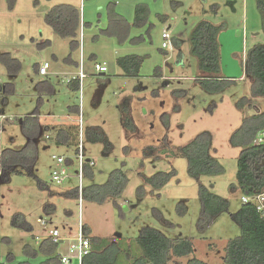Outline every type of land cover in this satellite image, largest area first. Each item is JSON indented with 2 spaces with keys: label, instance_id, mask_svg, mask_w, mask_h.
<instances>
[{
  "label": "rangeland",
  "instance_id": "1",
  "mask_svg": "<svg viewBox=\"0 0 264 264\" xmlns=\"http://www.w3.org/2000/svg\"><path fill=\"white\" fill-rule=\"evenodd\" d=\"M110 3L129 23L134 6L147 4V26L132 27L124 42L107 37ZM58 4L74 5L80 12L83 36L77 48L72 49L71 39L57 37L44 23L47 12ZM158 14L166 21L158 20ZM201 20L222 26L218 34L220 77L232 82L219 93L203 90L196 81L199 71L189 36ZM263 25L264 15L255 0H0V56L8 54L19 63L18 72L11 75L0 61V152L26 144L19 127L24 117L37 112L42 126L64 127L77 124L79 113L69 108H79L83 133L98 127L109 143L92 144L83 138L85 158L95 164L92 179L84 178V184H104L116 169L127 178L115 203L82 199L79 207L78 198L63 195L74 182H51L52 156L74 160L77 147L57 146L52 133H42L35 140L37 159L32 175L15 174L8 182L0 178V263H42L43 256L28 258L25 249H36L54 229L65 243H72L81 222L92 236L125 246L135 242L142 228L152 227L168 238L191 240L195 258L223 264L227 242L241 235L230 217L242 204L240 190L230 189L237 186L240 152L231 146L230 136L244 118L257 109L264 111V97L251 95L252 83L242 67L248 50L264 46ZM164 32L171 37L166 49L161 47ZM173 39L180 43L178 47L173 46ZM81 54L86 78L80 93L69 90L67 81L77 72ZM126 55L145 57L136 77L125 76L116 63ZM96 61L105 63L104 75L94 70ZM44 63L49 65V74L40 76L36 70ZM42 82L49 87L40 88ZM243 98L251 102L239 108L237 102ZM121 105L128 108L134 132L123 127ZM205 131L211 135V154L224 171L219 176H203L200 182L226 199L229 208L200 233L196 226L201 210L198 183L188 177L186 160L168 156ZM151 147L155 152L145 156L144 150ZM171 168L177 177L163 189L152 190L145 184L144 178ZM46 204L55 207L53 213L44 211ZM182 204L184 215L179 213ZM16 215L23 217L27 230L12 224ZM60 250L63 253L64 246ZM187 259L176 261L186 264Z\"/></svg>",
  "mask_w": 264,
  "mask_h": 264
},
{
  "label": "trees",
  "instance_id": "2",
  "mask_svg": "<svg viewBox=\"0 0 264 264\" xmlns=\"http://www.w3.org/2000/svg\"><path fill=\"white\" fill-rule=\"evenodd\" d=\"M87 1V0H86ZM155 1V0H153ZM257 10L264 15V0H255ZM133 21L129 23L122 15L115 11V4L107 7L108 27L104 34L109 38H116L124 42L129 37L130 29H141L147 26L150 9L147 4H137L133 9ZM157 19L166 21L164 15L158 14ZM44 23L59 38L71 39L72 49L80 46L81 15L78 9L71 5L60 4L52 7L44 17ZM264 26V25H263ZM221 25L201 20L191 30L189 41L191 54L197 61L198 79L196 80L203 90L209 93L223 91L229 83V78L220 77V53L218 34ZM78 39V40H77ZM139 40V39H136ZM140 41V40H139ZM138 41V42H139ZM172 44L178 47L180 43L173 39ZM0 61L5 63L11 75L19 70V63L9 57L1 55ZM145 57L138 55H126L118 57L116 63L127 77H136L142 67ZM244 74L252 83L251 95L264 97V46H254L246 52L242 65ZM38 73V71H37ZM158 73V72H157ZM46 82L39 84L43 88ZM73 90H77V83H69ZM10 85L8 91H10ZM5 88V87H4ZM247 98L237 102L239 108L250 104ZM70 108V112H78ZM123 127L128 132H134L135 126L129 116L126 105H121ZM165 116L167 125L168 116ZM19 127L26 138V144L19 149H5L0 152V178L8 182L12 175H32L37 159L35 140L43 133H53L52 140L57 146H76L77 125L64 127L42 126L39 123L37 112H34L20 120ZM264 129V111L257 112L242 120L241 125L230 136V144L240 148L237 157L236 181L237 186H231V191L237 188L242 195H256L264 192V145L254 144V139L260 130ZM48 139L51 137L45 136ZM83 138L88 143H109L103 131L98 127H90L84 130ZM211 135L202 132L194 137L186 145L171 151L168 157L182 158L187 163V175L198 183V198L200 201V214L197 219V229L205 232L213 220L222 213L228 211L229 203L226 199L214 194L206 186L201 184L203 176H219L224 169L220 162L211 154ZM155 152L154 148L144 150V155ZM92 169H85V179H92ZM177 177V171L171 168L167 172H157L144 178V182L152 190L163 189L172 179ZM127 184L125 173L116 169L110 172L104 184H88L82 191V199L95 204H103L121 198ZM67 198H77L76 190H70L63 194ZM55 207L51 204L44 206V211L53 213ZM185 214V206L179 212ZM232 221L239 227L241 235L229 240L222 257L223 264H264V217L256 211L252 204H241L240 208L230 214ZM12 224L27 230L28 224L23 217L16 215ZM83 233L90 241V253L83 259V264H180L176 260L188 258L186 264H207L194 257V247L191 240L186 238L171 239L159 230L152 227H144L140 230L134 243L121 245L116 242H107L100 237L92 236L89 227L83 225ZM133 248L135 250H133ZM57 244L47 238L38 243L36 249H25L28 258L43 256L45 260L40 264H61L57 254ZM175 259V260H173ZM1 264V263H0ZM29 264V263H24Z\"/></svg>",
  "mask_w": 264,
  "mask_h": 264
},
{
  "label": "built area",
  "instance_id": "3",
  "mask_svg": "<svg viewBox=\"0 0 264 264\" xmlns=\"http://www.w3.org/2000/svg\"><path fill=\"white\" fill-rule=\"evenodd\" d=\"M82 29H80L79 40L80 43L82 41ZM161 38L163 43L161 47L163 49L168 48L169 40L171 39L170 35L166 32L162 33ZM49 65L48 63H44L38 67V74L40 76H46L49 74L48 72ZM94 70L98 73H105L107 71L106 66L104 64L94 63ZM86 78L84 73L83 63H82V55L81 61L78 65V70L71 77L70 80L67 81V84L71 82H76L79 87V91L81 93V85L82 81ZM78 132H77V144L75 147V159L70 160L68 158L62 156H52V160L54 161V166L51 172V182L56 185H63L64 183L74 182V187L71 190H76L77 198L79 201V207H81L82 202V191L85 186L84 178H85V169L93 168L95 166L94 162L90 159L85 158V150L83 146V128H82V120L80 112H78ZM254 144L264 145V129L260 130L254 139ZM242 204H252L256 211L260 214L261 217H264V192L252 196L242 195L241 196ZM40 224L45 226V222L39 221ZM52 243L57 244V251L59 255V260L61 264H72L75 260L77 264H83V259L90 253V241L89 238L86 237L83 233L82 223L79 222V227L77 234L72 240V243H65V240L62 238L61 234L58 230L54 229L50 232L47 237ZM64 246V252L61 253L60 248Z\"/></svg>",
  "mask_w": 264,
  "mask_h": 264
},
{
  "label": "crops",
  "instance_id": "4",
  "mask_svg": "<svg viewBox=\"0 0 264 264\" xmlns=\"http://www.w3.org/2000/svg\"><path fill=\"white\" fill-rule=\"evenodd\" d=\"M58 5H60V4H58ZM67 5H71V4H67ZM71 6H73V7H75L76 8V6H74V5H71ZM77 9V8H76ZM82 19H81V29H82ZM82 55V54H81ZM93 60H95V58L93 57ZM95 63H99V64H104L105 65V63L104 62H102V63H100V62H95ZM78 65H79V63L77 64L76 63V69L78 70ZM40 66V65H39ZM38 66V67H39ZM38 67H37V70L36 71H38ZM100 74H102V75H104V73H100ZM72 83V82H71ZM74 83H76V82H74ZM46 85H48V83L46 82ZM67 87H68V89L69 90H73V87H71L69 84H67ZM77 91H79V87H77ZM70 109V108H69ZM78 112H79V109H78ZM67 126H69V125H67ZM53 134V133H52Z\"/></svg>",
  "mask_w": 264,
  "mask_h": 264
}]
</instances>
